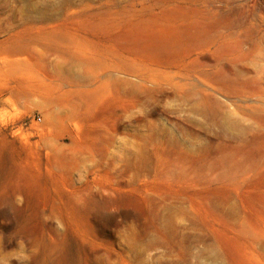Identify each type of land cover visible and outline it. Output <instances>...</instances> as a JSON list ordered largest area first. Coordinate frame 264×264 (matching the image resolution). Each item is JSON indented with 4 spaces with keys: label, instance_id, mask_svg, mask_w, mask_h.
Returning a JSON list of instances; mask_svg holds the SVG:
<instances>
[{
    "label": "rangeland",
    "instance_id": "1",
    "mask_svg": "<svg viewBox=\"0 0 264 264\" xmlns=\"http://www.w3.org/2000/svg\"><path fill=\"white\" fill-rule=\"evenodd\" d=\"M0 264H264V0H0Z\"/></svg>",
    "mask_w": 264,
    "mask_h": 264
}]
</instances>
